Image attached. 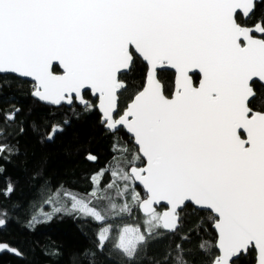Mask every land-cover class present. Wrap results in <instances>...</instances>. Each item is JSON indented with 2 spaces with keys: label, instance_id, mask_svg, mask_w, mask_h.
Instances as JSON below:
<instances>
[{
  "label": "snow or ice",
  "instance_id": "snow-or-ice-1",
  "mask_svg": "<svg viewBox=\"0 0 264 264\" xmlns=\"http://www.w3.org/2000/svg\"><path fill=\"white\" fill-rule=\"evenodd\" d=\"M0 74L31 78L34 98L76 118V105L98 111L111 137L90 191L49 187L43 203L52 211L40 212L98 225L78 264L99 255L142 264L165 235L180 240L152 264H194L184 244L196 237L207 264H264V0H0ZM20 111L13 105L4 121ZM69 124L65 113L42 139ZM5 132L0 161L18 151ZM14 191L9 181L5 194ZM134 209L142 224L113 238L109 221ZM197 209L207 216L182 231ZM7 220L0 208V227ZM5 250L22 254L0 243Z\"/></svg>",
  "mask_w": 264,
  "mask_h": 264
},
{
  "label": "trees",
  "instance_id": "trees-1",
  "mask_svg": "<svg viewBox=\"0 0 264 264\" xmlns=\"http://www.w3.org/2000/svg\"><path fill=\"white\" fill-rule=\"evenodd\" d=\"M163 76L169 82L174 80L173 71H167ZM0 84V128L6 130L5 142H11L18 148L7 161H0V168L5 169L0 172V208L8 212L6 225L0 227V243H7L22 253L21 256L0 253V264H78L79 253L95 248L98 225L87 219L63 214L44 221L40 212L41 209L44 212L52 211V205L43 203L50 194L46 191L49 187L55 191L63 184L78 192L90 191L91 176L104 168L112 156L111 137L101 125L98 111L85 113L81 106L76 105L79 114V118H76L67 107L57 110L45 105L31 95L32 82L12 74H0ZM259 88L260 83H257L256 89ZM86 98L92 99L90 93ZM13 105L21 111L15 122L9 124L3 116L5 112L12 111ZM65 113L70 118L65 131L57 135L54 141H44L42 138L49 125L62 120ZM21 126L25 128L23 133L19 131ZM89 152L97 156V161L86 159ZM104 180L109 182V176H105ZM9 181L15 191L6 195ZM137 190L142 191L140 187ZM207 214L197 210L189 215L182 231L186 232ZM34 215L39 222L29 227L28 222ZM142 221L143 215L138 209H134L131 215L114 216L109 221L113 225V238L122 226L142 224ZM205 227L207 235L214 233L210 224ZM201 234H204L203 231ZM198 239L196 237L191 243H185L184 247L193 249L194 255L189 258L194 264H207L209 257L196 249ZM179 240L178 235H165L153 242L148 250V258L142 264H152L153 258L159 260ZM50 252H57L58 255H50ZM96 264H116V260L99 255Z\"/></svg>",
  "mask_w": 264,
  "mask_h": 264
},
{
  "label": "water",
  "instance_id": "water-1",
  "mask_svg": "<svg viewBox=\"0 0 264 264\" xmlns=\"http://www.w3.org/2000/svg\"><path fill=\"white\" fill-rule=\"evenodd\" d=\"M168 71H173L174 72V70H168ZM12 75H15V74H12ZM15 76H17V75H15ZM17 77H19V76H17ZM21 78V77H20ZM22 79H24V80H27V81H30V82H32V83H34L32 80H31V78H22ZM90 95H91V93H90ZM34 98V97H33ZM91 98L92 99H94L92 96H91ZM34 99H36V98H34ZM37 100V99H36ZM38 101V100H37ZM40 102V101H39ZM41 103H43V102H41ZM43 104H45V103H43ZM46 105V104H45ZM78 106H80V105H78ZM139 187V186H138ZM197 210H199V209H197ZM200 211H203V210H200ZM141 212V211H140ZM141 214L143 215V213L141 212ZM10 246V245H9ZM11 247V246H10ZM11 248H13V247H11ZM15 249V248H14ZM3 252H8V253H10V254H13V255H16V256H21V255H17L15 252H12V251H7V250H5V251H0V253H3Z\"/></svg>",
  "mask_w": 264,
  "mask_h": 264
}]
</instances>
